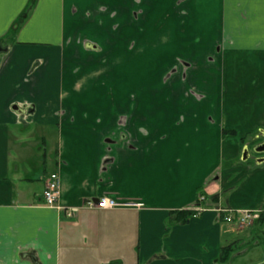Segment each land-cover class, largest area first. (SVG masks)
Segmentation results:
<instances>
[{"label":"crops","instance_id":"crops-1","mask_svg":"<svg viewBox=\"0 0 264 264\" xmlns=\"http://www.w3.org/2000/svg\"><path fill=\"white\" fill-rule=\"evenodd\" d=\"M0 48V264H219L217 208L264 210V0H0Z\"/></svg>","mask_w":264,"mask_h":264},{"label":"flooded vegetation","instance_id":"flooded-vegetation-1","mask_svg":"<svg viewBox=\"0 0 264 264\" xmlns=\"http://www.w3.org/2000/svg\"><path fill=\"white\" fill-rule=\"evenodd\" d=\"M253 137H255L254 140H252L249 143H246L243 146V149L241 152V157H242L244 147L245 146L248 147L250 156H249V159L247 161H250V160L256 161L258 159L260 160V159L264 158V153L255 152L256 147H258L264 143V135L257 134ZM229 198H228V200H229ZM219 209H221V208H217V210H219ZM254 210L260 211L259 212V218L257 220H255L253 225L250 227H253L257 222H259V220L261 218V213H262V211H264L263 209H254ZM260 225H262V228L260 226L256 227V229H254V231L252 233L249 232V235L244 240L240 239V240L233 241L227 245H224L221 249L219 264H264V222H262ZM250 227H248V228H250ZM246 248H248V249H246ZM250 249L251 250L261 249L262 253H263L262 258L261 259L258 258L257 260H253L254 257L252 258V255L245 254V253H248L247 251H249ZM242 254H245V255H242ZM251 254H252V252H251ZM245 258H248V259H245Z\"/></svg>","mask_w":264,"mask_h":264},{"label":"built area","instance_id":"built-area-1","mask_svg":"<svg viewBox=\"0 0 264 264\" xmlns=\"http://www.w3.org/2000/svg\"><path fill=\"white\" fill-rule=\"evenodd\" d=\"M44 203L47 206H56L59 197V176L52 174L46 185L44 191ZM91 207L96 209H115V208H140L141 203L134 201H120L113 198L103 197L100 198L99 203ZM219 213H223V220L238 228H247L253 225L255 220L259 218L258 210H232V209H219Z\"/></svg>","mask_w":264,"mask_h":264},{"label":"rangeland","instance_id":"rangeland-1","mask_svg":"<svg viewBox=\"0 0 264 264\" xmlns=\"http://www.w3.org/2000/svg\"><path fill=\"white\" fill-rule=\"evenodd\" d=\"M225 131L229 132L228 130H225ZM235 135L236 134L226 133V135H224V136L226 137V136H235ZM253 135L254 134H252V135L251 134H247L241 139V141L244 139V141L246 143H249L252 140H254L255 137H253ZM55 141H56L55 139H54V141H51V144L52 145L55 144ZM39 143L37 142L38 145H37L36 150H39L41 153H43L44 149L46 148V146L40 145ZM49 144H50V142H49ZM242 149H243V147H242ZM241 152H242V150H241ZM258 160H256V161L250 160V161L244 162V161H242V157H241V161L244 164H247V166H250L251 169H256L258 167L257 166L258 165ZM238 185H234L232 187H229L227 190L218 193L220 195V201L223 203V206L225 205L227 207L228 197H230L229 199H231L233 194H235V196H234L235 200H233V201H234V206H236V207H240V205L243 204V202L246 199V197H248L250 202H254L252 200L257 198L256 197L257 194H250V192H245V190L251 188L249 185H247V187L244 186L243 189H242V187L240 185H239L240 187ZM225 206H224V208H225ZM261 223L262 222L259 221L253 227H250V228H248V227L247 228H238V227H236V226H234L232 224H228L224 220H222L221 221V225L223 226V238L225 239L224 242H223L224 245H227V244H229V243H231L233 241H236V240H240V239L244 240L249 235V232L252 233L254 231V229H256V227L260 226L262 228V225H260ZM246 249H248V248H246ZM247 252L248 253H245V254L252 255V258L254 257L253 260H257L258 258L261 259L262 256H263V253H262L261 249H256V250H251L250 249ZM251 252H252V254H251ZM245 254H242V255H245ZM245 259H248V258H245Z\"/></svg>","mask_w":264,"mask_h":264},{"label":"trees","instance_id":"trees-1","mask_svg":"<svg viewBox=\"0 0 264 264\" xmlns=\"http://www.w3.org/2000/svg\"><path fill=\"white\" fill-rule=\"evenodd\" d=\"M226 133L234 134V132H227L224 130L223 134ZM258 134V133H257ZM254 134L253 136L257 135ZM246 144L244 139L242 140V147ZM229 198V197H228ZM220 195H210L205 187H202L198 190V197L195 205L189 208L181 210H173L170 215L171 224L186 225L190 222L193 217L201 215L203 212L207 211L210 208L216 207L219 205ZM225 206V205H224ZM226 207V206H225ZM223 218V213H220V219ZM260 222H264V211L261 213Z\"/></svg>","mask_w":264,"mask_h":264},{"label":"water","instance_id":"water-1","mask_svg":"<svg viewBox=\"0 0 264 264\" xmlns=\"http://www.w3.org/2000/svg\"><path fill=\"white\" fill-rule=\"evenodd\" d=\"M1 51V48H0ZM255 152L257 153H264V143L258 147H256ZM249 149L247 146L244 147L243 153H242V161L246 162L249 159ZM264 158L258 160V164H263Z\"/></svg>","mask_w":264,"mask_h":264}]
</instances>
